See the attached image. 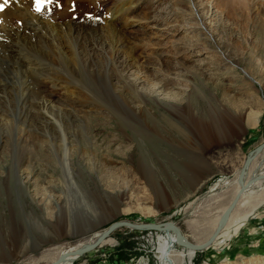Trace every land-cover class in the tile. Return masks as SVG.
I'll return each instance as SVG.
<instances>
[{
  "label": "rangeland",
  "instance_id": "obj_1",
  "mask_svg": "<svg viewBox=\"0 0 264 264\" xmlns=\"http://www.w3.org/2000/svg\"><path fill=\"white\" fill-rule=\"evenodd\" d=\"M238 1L215 0L211 5L212 14L202 13L214 40L229 54L231 52L235 60L233 72L215 64L217 54L203 44L208 36L201 34V28L171 17L172 9L184 8L179 0L140 1L135 20L143 19L148 13L170 17L171 22L181 28L177 44L181 47L191 43L199 51L189 58L181 53L175 55L168 47L162 57L173 61L171 70L167 72L157 60L149 61L150 64L141 69L142 75L154 82L167 80L166 85L170 84L163 94L147 98L136 120L110 99L103 83L105 78L79 71L72 76L62 56L30 52L28 64H19L13 72L10 69L11 84H15L17 93L13 101L0 100V113L13 119L14 125L29 123L27 129L37 134L38 140L33 152L20 148L15 129L5 138L0 136V256L7 257L3 264L52 263L55 258L54 255L47 257L49 252L65 251L88 238L96 239L97 234L118 220L174 221L195 243L202 242L211 233L245 159L264 142V15L239 19L237 16H244L242 13L247 8L232 11V7H239ZM242 1L244 7L251 2ZM257 2L264 3V0ZM83 10L77 14H84ZM229 12L236 14L235 18L227 17ZM145 32L143 26L138 25L128 34L137 37ZM231 37L233 41L229 42ZM162 42L166 44L167 39ZM59 75L77 81V96L90 103V107L77 104L76 108H62L64 113L59 116L66 131L77 135L87 118L98 139L97 147L91 149L85 142L79 145L76 138L71 137L70 160L59 158V154L64 153L60 139L50 121L39 118L41 112L49 116L40 107V91ZM25 82L30 88L28 93L21 92ZM126 91L135 99L132 90ZM43 94L51 95L50 92ZM56 95L53 96L58 99L66 97ZM173 97L178 101L172 100ZM20 103L24 105L23 112L32 115L27 122ZM249 118L252 119L250 124ZM237 120L239 128L234 126ZM197 124L215 126L225 132L224 136L203 139ZM227 130L231 134H226ZM105 136H108L110 149L106 147L107 141H103ZM52 139L58 144L40 145L43 140ZM122 147L126 152L118 153L124 149ZM21 156L24 160L17 174L26 188L19 194L17 174L15 176L13 170L17 169ZM252 164V172L264 173V150ZM209 175L212 178L203 189L193 192L195 183ZM19 196L21 204H18ZM45 203L50 210L47 220L40 215ZM239 205L233 217L237 221L229 225L231 237L226 243L221 247L211 244L203 251H196L191 262L187 256V264H264V183L254 188L247 203ZM159 234L164 233L119 227L107 237L113 243H101L79 256L73 264H161ZM36 248L38 250L34 251ZM21 249L24 251L18 253ZM176 249L181 250L182 246L176 245ZM14 253L17 255L13 256Z\"/></svg>",
  "mask_w": 264,
  "mask_h": 264
},
{
  "label": "bare ground",
  "instance_id": "obj_2",
  "mask_svg": "<svg viewBox=\"0 0 264 264\" xmlns=\"http://www.w3.org/2000/svg\"><path fill=\"white\" fill-rule=\"evenodd\" d=\"M140 1L141 0H98V2H96L95 0H59V4L62 5V7L57 6L55 3L45 4L41 12H36L35 0H9V3L5 5V11L0 12V100L11 101L14 95L17 93L15 91V84H11L12 76L11 72H9L10 69H12L11 71L13 72L18 68L16 66L19 64H28L30 52H47L52 55L55 54V56H62V58L66 61L72 76H75V72L79 71L82 74L85 72H92V75L95 74L94 76H98L100 79L105 78L103 83L106 86L105 89L108 88L110 99H112L117 106H121L124 110L126 109L130 113H128L130 116L135 117L133 120L139 118V111L144 110V104L147 101V98L151 95L156 97L159 93L163 94L166 92V86L170 84L168 83L166 85L167 80L166 82H154L146 75H142L143 72L141 69L144 68L145 65L150 64L149 61L157 60L159 66H162L167 72L171 70L173 61L166 60L162 57L164 50L168 47L173 50L175 55L181 53L185 57H192L191 55H194L197 53L196 51H199V49L196 50L195 45L191 43L184 44L181 47L179 44H177L178 42H176V37L180 33L181 28L171 22L170 17L159 14L157 15L155 13H148V15L145 17L142 15L144 17L143 19L139 21L135 20V13L137 12ZM214 1L215 0H179V2L184 5V8L179 6L177 9H172L171 17H173V19H181L183 22H191L192 25L201 28V34H206V36H208L207 40L203 44L213 48V51L217 54V61L215 59V64L217 63L233 72L232 69L234 68L233 65L235 60L233 59L231 52L229 51V54L214 40V34L207 26L205 16L212 14L211 5ZM0 2H2V0H0ZM238 2L239 4L237 6L239 7H232V11L240 12L236 9L247 8V11H243L242 13L244 16H237L239 19L245 17H254L253 14L264 15L263 2L259 3L257 0H251V2L246 4V7L243 6L245 3L242 0H239ZM92 5H94V8ZM73 8L74 10H72ZM81 8L84 9V14H77V12L82 11ZM91 9H93L91 11L92 14L90 11H88ZM202 13H204L205 16L202 15ZM230 16L234 17L236 14L229 12L227 17ZM138 25L141 27L143 26V28L146 30L144 35L137 37L130 36L128 33L132 32L134 27ZM220 25L222 28H224V23L222 20H220ZM224 30L227 31L226 29H223V31ZM230 33L232 32L230 31ZM162 38L167 39L166 44L162 42ZM228 40L229 42L233 41L232 37L228 38ZM229 42H227V44H223L226 46ZM163 44L165 46L163 49H161ZM31 55L34 56L33 53ZM27 66H24V68H27ZM29 66L28 70L31 68ZM84 67H87L89 70H86ZM31 69L33 70V68ZM34 72H32V74ZM171 76L168 77L170 78ZM76 82L73 78H63V76L59 75L58 77H55V80H52V82H48L50 85H45L43 91L39 90L40 96L42 97L40 101V107L41 109L44 108L47 113H49V116H47L41 112L39 118L46 119L45 121H50V123L53 125L55 129L54 132L56 133L57 138L60 139V145H62L61 147L64 150V153L59 154V158H65L66 160H70V156L73 152V145H70L71 137L76 138L78 142L77 144L80 145L81 142H85V144H87L91 149H93V147H97L98 143V139L95 137L93 129L90 127V122L88 121L89 119H84L83 125L80 124L82 128L80 127L81 130L77 135L73 133L70 135L66 131L65 126L62 124L64 121L60 119L61 117L59 116V113H64L62 111V108L64 107L75 106L76 108L77 104L78 106L80 105L90 107L88 100L85 99L82 101L81 98L77 96L78 89ZM23 86L25 88L21 92L28 93L30 88L27 86V83L25 82ZM127 89L132 90L131 92L135 96V99L131 98L130 94H128L126 91ZM44 92H50L51 95L46 96L43 94ZM56 94L65 95L66 97L62 98V96H60L58 99L57 97L53 96ZM172 100L178 101V98L173 97ZM91 101H93V99ZM23 106L24 105L20 103L19 108L24 115V120L27 122L32 115L29 116L27 113L28 111L24 113L22 110ZM175 107H177V105ZM5 117L6 116L0 113V136L5 138L11 129H15V138L19 142L20 148H22V150H25L26 148L34 152L37 144L36 140H38V138H36L37 134L35 136L30 132L29 129H27L29 123L27 124L24 122L19 123V125H14L13 119ZM255 117L259 118V114H256ZM233 122L234 120L232 123ZM248 122V124L252 123V119L249 118ZM198 124L196 126L199 129V135L203 139L209 140L213 137L220 138L224 136L225 132L219 131V129L215 128V126H203ZM234 126L236 128L240 127L239 120L235 121ZM226 134H231V131L227 130ZM107 139L108 136H105L103 141H107ZM46 142L50 143L46 144ZM56 144H58V142L53 141V139L48 141L43 140V142H40V145L43 147H47L48 145L54 146ZM106 147L110 149V142H106ZM257 147L252 150L245 159L246 161L249 157L251 158L249 163L250 166L248 165L244 167L243 164L240 174H238L235 179V186H233L226 194L223 201L225 205L223 212L213 224L211 233L200 243H195L184 235L187 241L196 245L205 243L217 231V234L215 235L212 242L204 249L198 250L191 246L180 245L176 240L175 232L168 229V223L174 221H165L163 224H161L160 229H147L157 230L159 232L161 231V233H164L159 234L158 236L161 264H187V256L189 257V262H191L196 251H203L211 244V246L221 247L231 237V232L228 230H230L229 225L237 221L233 219L236 207L239 204L244 205V203H247L249 195H252L254 188L264 183V173L256 175L254 172H252V161L256 158L258 153L264 150V145L260 149H257ZM80 149L81 148L79 147V150ZM124 151L126 152L125 148L123 150H119L118 153ZM22 156L18 159L17 169H15V171L13 170L14 174H17V172H19V170L22 168L24 160ZM141 167L144 170H147L145 165H142ZM15 181L18 182L16 187L17 192L20 194L21 189H23L26 184L25 182L23 183L18 174ZM202 181H197L195 183L194 187L192 188L193 192H197L198 190L201 191L199 188L201 187ZM20 198L21 197L19 196L18 204L22 203ZM232 205L233 208L230 211L226 221L220 225L222 216ZM42 212L44 215L40 213V215H42L41 218L43 220H47V218L50 217V210L49 207L46 206V203L45 207L42 209ZM109 227L105 231L97 234L96 239L88 238L84 243L78 244L77 246L71 247L65 251L59 249L55 252L54 250L49 252L47 257L54 255L53 258L55 259L52 262L54 264H73L75 263V260L79 258V256L94 250L101 243H113V240L107 237H109L110 234L116 229L105 236ZM129 228L135 229L132 227ZM94 244L97 245L94 248L89 249ZM176 245L182 246V249L177 250ZM22 251L24 250H18V253ZM14 252L16 253L17 251L15 250ZM15 253L13 256L17 255ZM6 258L7 257H4V255L0 256V264H3L2 261Z\"/></svg>",
  "mask_w": 264,
  "mask_h": 264
},
{
  "label": "water",
  "instance_id": "obj_3",
  "mask_svg": "<svg viewBox=\"0 0 264 264\" xmlns=\"http://www.w3.org/2000/svg\"><path fill=\"white\" fill-rule=\"evenodd\" d=\"M264 145V143H261L260 145H258L257 149H260L262 146ZM250 160L251 158L249 157L245 163H244V167L248 166L249 163H250ZM212 178V176H206V178L202 181V184H201V187L199 189H203V187L206 185V183ZM233 208V205L224 213V215L222 216L221 220H220V225H222L230 211L232 210ZM164 222H160V223H156V222H139V223H136V222H133V221H128V220H118V221H114L111 223L109 229L107 230L106 235H108L109 233H111L112 231H114L115 229L119 228V227H122V226H126V227H132V228H135V229H139V230H143V229H160V226L161 224H163ZM168 229L169 230H172L175 232L176 234V240L177 242L180 244V245H185V246H191V247H194L195 249H198V250H201V249H204L207 245H209L212 240L214 239L215 235L217 234V231L216 233L208 240L206 241L205 243L203 244H192L191 242L187 241L181 228L176 225L174 222H169L168 223ZM97 244H94L92 245L89 249H92L96 246ZM38 248L34 249V251H37ZM86 251V250H85ZM54 264V263H52Z\"/></svg>",
  "mask_w": 264,
  "mask_h": 264
},
{
  "label": "snow or ice",
  "instance_id": "obj_4",
  "mask_svg": "<svg viewBox=\"0 0 264 264\" xmlns=\"http://www.w3.org/2000/svg\"><path fill=\"white\" fill-rule=\"evenodd\" d=\"M8 3L9 0H2V2H0V12L5 11V5H7ZM53 3H55L59 7H62V5L59 4V0H35V11L41 12L45 4H53ZM72 10H74V8Z\"/></svg>",
  "mask_w": 264,
  "mask_h": 264
}]
</instances>
